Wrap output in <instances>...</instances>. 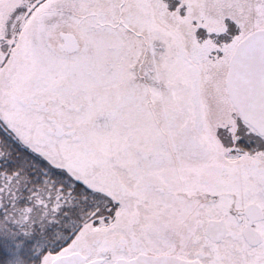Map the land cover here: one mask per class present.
I'll use <instances>...</instances> for the list:
<instances>
[{"label": "snow or ice", "instance_id": "6c2138e0", "mask_svg": "<svg viewBox=\"0 0 264 264\" xmlns=\"http://www.w3.org/2000/svg\"><path fill=\"white\" fill-rule=\"evenodd\" d=\"M0 264H264V0H0Z\"/></svg>", "mask_w": 264, "mask_h": 264}]
</instances>
